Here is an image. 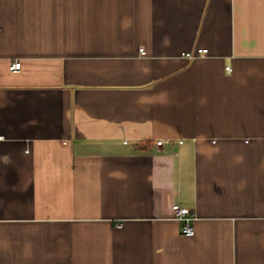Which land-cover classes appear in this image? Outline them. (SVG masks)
Segmentation results:
<instances>
[{"label":"crops","instance_id":"obj_1","mask_svg":"<svg viewBox=\"0 0 264 264\" xmlns=\"http://www.w3.org/2000/svg\"><path fill=\"white\" fill-rule=\"evenodd\" d=\"M0 264H264V0H0Z\"/></svg>","mask_w":264,"mask_h":264},{"label":"built area","instance_id":"obj_2","mask_svg":"<svg viewBox=\"0 0 264 264\" xmlns=\"http://www.w3.org/2000/svg\"><path fill=\"white\" fill-rule=\"evenodd\" d=\"M204 52V50L202 51ZM139 53L144 55L145 52L142 48L139 49ZM183 56L187 59H192L193 56L190 53H185ZM20 68V62L14 61L9 66L8 69L12 72L18 71ZM226 71L230 72V68L226 67ZM161 144V141L156 143ZM173 217L180 223V234L185 237H191L194 234L193 222L197 219L195 211L186 207H181L176 204L172 205ZM120 227V225H118Z\"/></svg>","mask_w":264,"mask_h":264}]
</instances>
